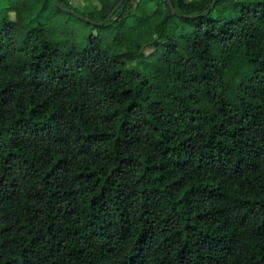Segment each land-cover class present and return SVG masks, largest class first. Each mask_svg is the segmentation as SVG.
I'll return each instance as SVG.
<instances>
[{"label": "trees", "instance_id": "trees-1", "mask_svg": "<svg viewBox=\"0 0 264 264\" xmlns=\"http://www.w3.org/2000/svg\"><path fill=\"white\" fill-rule=\"evenodd\" d=\"M96 2L0 15V264H264V0Z\"/></svg>", "mask_w": 264, "mask_h": 264}, {"label": "rangeland", "instance_id": "rangeland-1", "mask_svg": "<svg viewBox=\"0 0 264 264\" xmlns=\"http://www.w3.org/2000/svg\"><path fill=\"white\" fill-rule=\"evenodd\" d=\"M41 1L0 0V15L5 11L6 18L9 21L15 20L20 30L30 22L41 23L45 37L65 48L71 45L81 48L88 34L92 33L100 36L108 31H105L100 26H95L91 29L92 25H87L84 21L67 14L64 11L65 9H57L55 1L46 4L43 9H40ZM66 4L76 10L78 16L85 19L87 18L84 14L97 6L96 0H66ZM89 21L96 23L92 20ZM110 33L111 31L107 35Z\"/></svg>", "mask_w": 264, "mask_h": 264}, {"label": "water", "instance_id": "water-1", "mask_svg": "<svg viewBox=\"0 0 264 264\" xmlns=\"http://www.w3.org/2000/svg\"><path fill=\"white\" fill-rule=\"evenodd\" d=\"M122 0H120L121 2ZM168 2V0H166ZM212 4H213V1L211 2V4L209 5V7L202 13V14H205L209 11V9H211L212 7ZM55 6L58 7V8H61V6L59 5V0H55ZM67 14L71 15V16H74L76 17L77 19H80L86 23H90V24H93L95 26H101L103 25L107 20L108 18L110 17L111 13H109L102 21H100L99 23H92L91 21H89L88 19H85V18H82L81 16H78L77 14H75L74 12L70 11V10H64Z\"/></svg>", "mask_w": 264, "mask_h": 264}]
</instances>
